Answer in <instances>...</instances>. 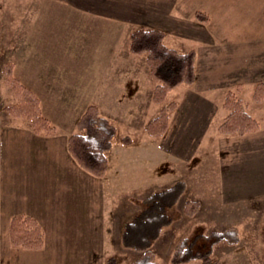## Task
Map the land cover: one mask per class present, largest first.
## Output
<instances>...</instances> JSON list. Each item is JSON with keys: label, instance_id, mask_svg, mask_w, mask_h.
Listing matches in <instances>:
<instances>
[{"label": "rangeland", "instance_id": "obj_1", "mask_svg": "<svg viewBox=\"0 0 264 264\" xmlns=\"http://www.w3.org/2000/svg\"><path fill=\"white\" fill-rule=\"evenodd\" d=\"M152 1L158 22L150 23L152 28L164 32L168 46L195 54L193 82L170 89L160 103L152 100L156 81L144 54L128 50L129 34L136 27L115 17L133 11L135 1L93 0L81 11L65 8L62 1L0 0V264H135L143 252L122 243L124 224L153 191L177 181L184 188L168 209L171 222L150 247L157 264H176L171 259L179 240L201 235L196 242L201 247L205 236L230 226L237 228L239 240L214 243L207 264H264V99L253 98L256 83L264 82V0ZM197 12L206 16L196 17ZM9 68L35 92L53 132L35 133L26 119L9 113L8 107L16 104ZM27 76L41 89L24 81ZM50 79L53 87L48 89L44 85ZM78 91L81 95L74 94ZM228 91L259 121L256 131L220 130ZM114 93L119 95L115 100ZM131 94L139 97L129 102ZM96 102L116 128L106 153L108 168L100 177L84 170L67 149L83 110ZM171 102L166 131L149 136L147 122ZM56 146L65 147L74 166L89 175L84 186L76 185L80 190L70 191L63 175L55 177L53 186L40 182L51 170L63 172V165H37L33 160L53 153ZM111 165H122L123 178L107 177ZM65 187L67 194L87 196V233L58 231L61 222L66 226L71 220L64 217L69 214L62 209L64 201H57L65 197ZM190 201L196 203L191 211ZM48 208L58 209L57 218L47 216ZM26 214L42 229L40 248L11 242L12 216ZM179 264L205 263L192 259Z\"/></svg>", "mask_w": 264, "mask_h": 264}, {"label": "trees", "instance_id": "obj_2", "mask_svg": "<svg viewBox=\"0 0 264 264\" xmlns=\"http://www.w3.org/2000/svg\"><path fill=\"white\" fill-rule=\"evenodd\" d=\"M206 16L203 12L195 16ZM164 32L157 28L140 27L129 34V48L131 54H144L145 63L151 77L156 81L152 91L154 103L164 100L167 92L179 84H190L195 77L194 51L179 52L165 44ZM9 80L16 94V104L8 107L9 113L23 117L31 125L35 133L53 132L54 126L41 115L38 97L30 88L26 87L7 71ZM256 101L264 99V82L256 83L253 91ZM161 108L159 114L147 122L145 130L149 136L158 137L167 129V108ZM167 106V105H166ZM227 115L220 126L224 133L245 134L256 131L259 121L245 108V103L236 97L234 91H228L224 99ZM76 133L67 139V149L76 162L90 174L103 176L108 168L106 153L112 146L116 128L109 120L100 114L96 104L88 105L77 122ZM128 143V139L122 141ZM182 182H174L169 187L153 191L143 200V207L127 221L122 229L121 241L126 247L141 250L143 253L135 264H157L150 247L157 239L164 226L171 222L168 209L171 208L183 191ZM189 210L196 206L190 201ZM9 236L14 245L26 248H40L43 244V232L39 223L30 215H13L10 220ZM201 235H196L191 241L179 240L172 255V262L179 264L192 259H200L207 264L210 260L211 248L217 241L226 238L232 244L239 240L235 226H230L222 232H212L205 236V243L196 246Z\"/></svg>", "mask_w": 264, "mask_h": 264}, {"label": "crops", "instance_id": "obj_3", "mask_svg": "<svg viewBox=\"0 0 264 264\" xmlns=\"http://www.w3.org/2000/svg\"><path fill=\"white\" fill-rule=\"evenodd\" d=\"M51 1H57V2L62 1L63 3H67V6L66 7L64 6L67 9L71 6V8L73 7L75 9H79L81 11H87L83 7V4H87V3L91 4V2L93 0H86L87 2L84 0H51ZM133 1H135L134 2L135 8L133 5L129 8V9L134 8L133 11L129 12L126 15L123 14V15L115 16L118 21L125 23L127 26L128 25L130 27L134 26L136 28L153 27L154 24H150V23H152V22L158 23L156 21V19L154 18L157 16H156V13L154 14V9H153L154 2L152 0H147V2H146V0L145 1L133 0ZM48 4H46L45 6H47ZM96 5L98 7H102L103 3L97 2ZM97 6L94 9L97 10L98 9ZM144 7L149 8L147 12L143 11L142 8H144ZM64 18H68V16H65ZM113 52L115 54H117V55L113 54L114 56H118V57L120 56V54H118L119 50L117 48H113ZM29 79H30L29 76L23 78V80L26 81L28 84H30L33 88L41 89L40 88L41 86L32 85V82H30ZM52 85H53V81L50 79V82L49 83L47 82V84H45L44 86L48 87V89H51L53 87ZM74 94L75 95H81V91L75 92ZM68 95L69 94H65V99L68 98L67 97ZM102 96H104L103 92L101 94V97ZM112 96L114 97L113 100H115L116 98L119 97L118 93H116V94L114 93V94H112ZM137 97H139L137 94H135V95L131 94L128 96V99L126 98V100H128L130 102L132 99H135ZM70 99L74 100L75 97H72ZM114 103H116V102H114ZM94 104L100 105L102 103L96 102ZM40 140L41 139H38V137H37V141L39 142ZM38 142H36V143H38ZM40 146H44V149L47 150L45 147L47 145L38 144L37 147L40 148ZM40 150H42V149L40 148ZM48 150H49V147H48ZM52 152L53 153H51V151H46L45 152L46 155L43 154V156L42 155H36V157L33 156V160L35 163H37V165H63V167H62L63 172H62V170L61 171L56 170V174H54V173H52V170H51V173L48 174L49 177L43 181H40V182L53 186V184H54L53 181H54L55 177H56V179H60L61 176L63 175L65 179L67 178L66 179L67 181H64V183L68 185L67 187L69 188V190L73 188L70 191L75 192L74 190H76V191L80 190L82 187H77L76 185L78 184L80 186H84L86 183V180H88L87 177L89 175L87 176L86 173L81 171L78 167L74 166L76 164L70 158L69 154L66 153L65 147L61 148V147L56 146L53 148ZM113 166H119L120 169L117 170L118 174L116 173L117 171H115ZM121 166L122 165H111V169H109V172H107L108 173L107 177L114 174L115 176L118 175V177L123 178V174L125 172L121 169L122 168ZM68 167L70 168L71 171H68V169H67ZM57 168L61 169L60 166ZM122 184L125 185L123 181H122ZM130 184L131 183H126V185H130ZM134 186L132 187V189L134 188ZM65 190H66L65 197L63 199L57 200V201H64V205H63L62 209L69 211V214L66 213V215L64 217H68L71 220H69V222L66 226H64V224L61 222L63 229H59L58 230L59 233H72V234H74V233H78V234L79 233H87V231H89V229L88 230L85 229V228H88L87 219H89L88 218L89 215H86V210L88 208L87 203H86L87 202V196L83 193L67 194L66 187H65ZM85 190L87 191V188H85ZM85 190H83V191L86 192ZM69 193H71V192H69ZM51 200H55V199L52 198ZM47 212H48V215H47L48 217L51 216V218H57V216L54 215V213L58 212L57 208H56V211H54V212H52L51 209L48 208ZM100 217H101V221H102L104 216H100ZM75 221H78V222H75ZM55 224L57 225V223H55ZM91 225L92 224H89V226H91ZM70 226H72V227H70ZM67 227H69V229H67Z\"/></svg>", "mask_w": 264, "mask_h": 264}]
</instances>
